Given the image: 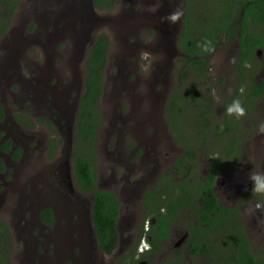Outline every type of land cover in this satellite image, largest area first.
<instances>
[{
	"label": "rangeland",
	"instance_id": "obj_1",
	"mask_svg": "<svg viewBox=\"0 0 264 264\" xmlns=\"http://www.w3.org/2000/svg\"><path fill=\"white\" fill-rule=\"evenodd\" d=\"M176 10L182 15L171 23L167 17ZM184 10V0H117L110 11L98 10L91 0L20 1L7 32L0 37V107L5 114L0 133L13 136L14 144L24 150L23 159L13 167L14 184L3 203L15 227L10 264H30L31 260L40 264L38 257H45L43 246L48 238L70 254L64 264H85L82 257L91 264V256L94 264H116L126 252L125 244L111 255L89 251L84 232L94 246L96 242L91 193L76 190L77 194L71 195L80 214L56 202V197L49 199L48 203H57L67 217L57 220L52 229L35 226L26 244L24 224L31 214L27 203L46 187H56L51 175L54 162L44 161L43 144L47 137L59 136L62 143L58 148L61 146L69 157V137L84 89L86 55L96 36L103 33L108 39V52L98 104L96 188L118 197L117 229L121 239L131 244L127 235L139 232L142 220L144 223L148 219L141 208L143 193L184 150L165 119L169 94L176 82L177 58L181 56L177 41ZM257 50L252 80L264 77L262 52ZM237 52L234 40L217 47L209 57L212 105L218 117L236 85ZM247 69L252 71L251 65ZM21 115L30 118L33 130L18 122ZM40 118L50 120L52 126L39 123ZM59 123L66 125L59 127ZM238 125L240 148L235 165L219 172L215 193L221 204L237 206L249 245L255 254L264 256V202L256 198L261 196L251 191L248 180L250 171L264 170V131L260 130L264 125V98L255 102ZM195 163L196 177L202 179L207 173L206 155L200 152ZM70 165L75 189L72 160ZM44 178L46 185L42 184ZM257 203L262 207L256 208ZM186 222L193 220L185 214L178 218L159 254L170 257L174 249L187 246L189 236L186 241L182 238ZM53 246L49 243L46 248ZM180 259L184 264H212L204 253L187 257L184 249Z\"/></svg>",
	"mask_w": 264,
	"mask_h": 264
},
{
	"label": "trees",
	"instance_id": "obj_2",
	"mask_svg": "<svg viewBox=\"0 0 264 264\" xmlns=\"http://www.w3.org/2000/svg\"><path fill=\"white\" fill-rule=\"evenodd\" d=\"M20 1L0 0V37L7 32ZM91 1L98 10L110 11L117 0ZM184 5L177 41L181 56L177 58L176 82L165 108L168 128L175 138L179 136L184 152L144 194L143 208L149 215L158 212L149 232L151 244L155 249L166 239L171 220L183 209L181 198H184L198 222L194 234V226H190V252L204 253L212 264H264V256L255 254L249 245L237 206L220 205L214 190L219 171L235 165L240 148L238 121L264 97V77L252 80L258 62L257 49L263 53L264 62V0H184ZM258 25L260 28L254 29ZM234 40L238 44L236 85L224 104L222 116L218 117L212 105L209 57L217 47L228 46ZM107 52L108 39L100 33L86 55L84 90L79 99L71 145L76 186L82 192L92 194V224L100 249L109 255L118 244L120 203L111 191L96 188L95 150ZM248 65L253 73L248 71ZM233 99L240 100L244 106L243 117L226 115L225 109ZM209 148L212 149L210 152ZM200 152L206 155L207 161V173L202 179L196 177L195 160ZM257 196L264 202V194ZM162 207L166 209L165 214L159 213ZM198 233L201 241L196 240ZM13 248L9 227L0 221V264H10ZM123 259L116 264H127ZM168 262L165 260L160 264ZM174 264L184 263L176 260Z\"/></svg>",
	"mask_w": 264,
	"mask_h": 264
},
{
	"label": "flooded vegetation",
	"instance_id": "obj_3",
	"mask_svg": "<svg viewBox=\"0 0 264 264\" xmlns=\"http://www.w3.org/2000/svg\"><path fill=\"white\" fill-rule=\"evenodd\" d=\"M181 29H182V25H181ZM257 52H258V50H257ZM262 59H263V53H262ZM83 86H84V79H83ZM263 98H261V99H263ZM79 99H78V104L76 107V114L78 111ZM4 118H5V114L3 112V109L0 107V121L3 120ZM17 120L26 129L33 130L34 124L30 120V118L27 117L26 115L17 116ZM37 121L39 123L46 124V126H49V127L52 126V123L50 120L47 121V120H43L42 118H40V119H37ZM65 125L66 124H64V123H59V125H57V126L64 127ZM167 127H168V125H167ZM73 128L71 129V135L69 137L70 138V153L68 155L69 157H67L64 154V152H62L61 146L58 148V146L61 145V143H62L61 137L57 136V138H56L55 136H50V137H47V139L44 141L43 148H45V152H46L45 156H44V161H47L49 163L54 162L53 163L55 166L54 174L52 172L51 175H52V181H54V183L56 184V187L55 188L46 187L45 190L43 191V193L33 195L31 197L30 203H27V206L29 207V209H31V214H30V220H28V221L26 220L25 224H24L25 232H23V234H24V239H25L26 244L28 243L27 239L30 238V236H31L30 232L35 226H40V227H44L47 229H52L56 225L57 220H60L64 217H67L66 212L63 209H58L59 205L57 203H48L49 199H53L56 197V199H55L56 202L63 203V205L65 207L69 208L72 212L76 211L77 214H80L79 206L76 207V202L71 198V195L77 194V191H79L81 193H85V192H82L77 186L74 189V183H73V179L71 176L72 167L70 165V162L72 160V145L71 144H72ZM170 133H171V131H170ZM53 134L55 135V131L53 132ZM171 135H172V133H171ZM176 138H175V140H178L179 143L181 144V140L179 139V136H177ZM183 152H184V150L181 153H183ZM23 153H24V150L14 144L13 136L9 137L3 133H0V221L9 227V230L11 232V236H12L13 230H15V227H14L11 219L9 218V216H8L9 212L6 211L5 207L3 206V203L6 202V198L9 196L8 192L11 190V187L14 184L13 167L16 164H19V162L23 159ZM72 165H73V162H72ZM167 168H169V167H167ZM163 171H165V169ZM161 173L158 175L155 183L150 188H148L146 191H148L149 189H151L152 187H154L156 185V183L159 180ZM171 173L176 175V173L174 171H172ZM176 178L178 179L177 176H176ZM74 182H75V180H74ZM216 183H217V179H216L215 184H214V190H215ZM42 184L43 185L47 184V178L43 179ZM75 185H76V183H75ZM145 192L143 193V196H142L141 208H142V212H143V217L148 218V219H145L144 223L142 220L140 227H141V225H144L147 223V229L141 230V228L139 227V232L137 231L134 234L131 233L130 235H127L126 238L129 241H131V244H129L127 241L122 240L120 237V234L118 232V244H117L116 248L114 249V251L116 250V252H117L125 244L126 245L125 246L126 252L121 254V256L118 258L117 261H119L120 258H124L123 262H126L127 264H129L131 262L133 264H160V263L164 262L166 259H168L169 262L167 264H174L176 260H181L180 255H181L182 249H184L187 252V257H188V255L194 257L197 254H202L201 252H190L188 241H187L186 247H182L181 249H176V250L174 249L173 253L170 257H165V256H162V254H159L162 246L164 247L166 241L170 237V232H171L172 227L176 224L178 218L181 215L185 214V215L191 217L193 220L192 223L186 222V224H185L186 228L184 231V235L182 237L184 241H186L188 236H189V239L191 237V235H190V233L192 232L190 230L191 224H192V226H194V230H193L192 234L195 233V231H196L195 228L198 227V222L195 219V214L190 213L191 207L187 206V203L185 202L184 198H181V200L183 202V204L181 205L182 206L181 208H183V209L179 211V214L176 217H174L173 220H171V222L169 224L168 231H167L166 239L161 242L160 246L153 249V246L151 244L152 238H151V235L149 234V232L151 230V227L154 225L155 218L157 217L158 212H154V213H152V215H149V212H147L143 208V200H144ZM85 194H87V193H85ZM216 197H217V195H216ZM218 199L219 198H217L218 203L222 206H225V205L221 204ZM225 207L232 208L233 206H225ZM91 209H92V202H91ZM43 212L48 214V215L46 214L49 217L48 219L46 218L45 214H42ZM119 212H120V205H119ZM159 213L165 214L166 209L164 207H162L159 210ZM118 217H119V215H118ZM117 221H118V219H117ZM91 223H92V213H91ZM92 226H93V224H92ZM69 229L70 228H68V231H69ZM93 229H94V227H93ZM79 230L80 231L83 230L80 225H79ZM117 231H118V229H117ZM82 232H84V231H82ZM84 233H85V236L87 238L88 247H89L90 252L93 251V253H95V254L97 253L100 255H103V254L107 255L100 249L99 244H98V238H97L96 234H95L96 242H95V246H94L93 241L90 240V238L88 236V233L87 232H84ZM196 238H197L196 239L197 241L202 240L199 233L196 235ZM141 240H144L145 243H147V248L145 250H143V252H140L138 250V245H139ZM49 243L54 244L53 248H51V249L46 248V245ZM176 243H177V241L175 242V245H176ZM29 249H30V247H29ZM43 250H44L45 257L44 258L38 257L40 264H64L63 262L65 260L69 259V257H70V254L67 252H63L62 248L59 245H56V241H54L52 238H48L45 241L44 246H43ZM48 250H50L51 252L49 253ZM131 254H133V256H131ZM109 255H111V254H109ZM143 256H145V257H143ZM82 260L85 262V264H88L87 261L83 257H82ZM89 260L91 261V264H94L93 262L95 261V258L93 256H91L89 258ZM117 261H116V263H117ZM30 264H35V262L33 260H31ZM73 264H79V261L73 262Z\"/></svg>",
	"mask_w": 264,
	"mask_h": 264
},
{
	"label": "clouds",
	"instance_id": "obj_4",
	"mask_svg": "<svg viewBox=\"0 0 264 264\" xmlns=\"http://www.w3.org/2000/svg\"><path fill=\"white\" fill-rule=\"evenodd\" d=\"M181 15L182 12L180 10H176L168 15L167 20L171 23H175L177 20L180 19ZM205 50L207 51L208 49ZM225 113L230 117L240 118L245 115V108L240 102V100L233 99L232 102L226 107ZM260 130L264 131V125H261ZM248 180L251 184V191L257 194H264V170L250 171L248 175ZM255 207L259 209L262 207V205L260 203H257ZM143 229L145 230V224L143 225Z\"/></svg>",
	"mask_w": 264,
	"mask_h": 264
},
{
	"label": "built area",
	"instance_id": "obj_5",
	"mask_svg": "<svg viewBox=\"0 0 264 264\" xmlns=\"http://www.w3.org/2000/svg\"><path fill=\"white\" fill-rule=\"evenodd\" d=\"M145 229H147V223L145 224ZM146 247H147V244L145 243V241L141 240V242L138 246V250L143 251Z\"/></svg>",
	"mask_w": 264,
	"mask_h": 264
}]
</instances>
